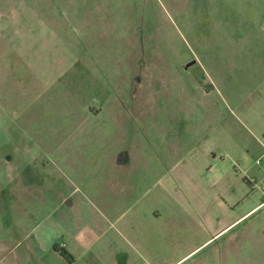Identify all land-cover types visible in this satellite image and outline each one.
Listing matches in <instances>:
<instances>
[{"label":"rangeland","instance_id":"rangeland-1","mask_svg":"<svg viewBox=\"0 0 264 264\" xmlns=\"http://www.w3.org/2000/svg\"><path fill=\"white\" fill-rule=\"evenodd\" d=\"M105 177L126 198L98 233ZM263 188L264 0H0V244L85 228L72 264H264Z\"/></svg>","mask_w":264,"mask_h":264},{"label":"crops","instance_id":"crops-1","mask_svg":"<svg viewBox=\"0 0 264 264\" xmlns=\"http://www.w3.org/2000/svg\"><path fill=\"white\" fill-rule=\"evenodd\" d=\"M107 161L108 164L119 166L123 162H125V159L123 160V158L116 156L113 158L110 155L107 158ZM58 166L66 167V166H70V164H68L64 159L63 163L62 164L59 163ZM102 182L107 188L106 189L96 188L92 196L93 200L92 199L90 200L92 207L91 218H93L94 229L98 233L103 232L105 231L106 228L109 229L110 227H115V229L118 230L117 225H115V223L120 222L119 219L124 213L122 207L125 206L124 205L125 202L123 200L125 195L123 194V190H122L123 185L121 183L122 182L121 177H115V178L105 177L103 178ZM262 191L264 193V188ZM229 198H232L231 195H229ZM225 205H227L226 202L224 201L219 202V206L221 208L225 209L226 208ZM201 207L204 208V206ZM206 210L207 209H205V211ZM252 210L253 208L239 215L226 226L217 229L215 228L212 229V233H214V235H218L224 232L232 223L244 217L245 215L249 214ZM115 215H116L115 220H111V217ZM157 215L159 214H156L155 218L158 217ZM83 216L84 215L82 212H79L77 215L78 219H83ZM122 228H124L123 225ZM209 230L211 229H209L207 226H204V228H202L201 231L202 232L204 231L205 234H208ZM204 233L202 235H204ZM29 234L32 235V231L29 232ZM86 235H87L86 229L80 228V230H78V233H76L72 237V239L69 240L68 242H64V241L57 242L56 240L57 232L54 231L53 229L47 228L45 231L40 232V237L38 239L36 238L31 242L26 241L25 243H23L24 244L23 247L21 246L22 243L18 241L10 242L8 244H4V243L0 244V264H48L45 260H43V258H41L39 254L40 249H44L45 252L52 250L53 253L55 254L57 253L59 258L61 259L59 260L56 259L57 260L56 263L67 262L68 264H72L75 262L74 256L83 250V246L85 245L84 241L86 239ZM211 238L212 237L206 238L201 243V245L209 241ZM197 247L193 248L188 254L192 253ZM61 248L65 249L70 254L72 260L68 261L64 256L60 254L59 251L56 250ZM140 249L142 250L141 247ZM218 251L220 256L224 258V251L222 249H218ZM113 261L114 264H129V260L121 259L120 257L113 259Z\"/></svg>","mask_w":264,"mask_h":264},{"label":"flooded vegetation","instance_id":"flooded-vegetation-1","mask_svg":"<svg viewBox=\"0 0 264 264\" xmlns=\"http://www.w3.org/2000/svg\"><path fill=\"white\" fill-rule=\"evenodd\" d=\"M183 67L185 70L190 71L191 74H193L198 79H200V77L202 75V71H201V68L199 67V65H197L196 61H194V60L190 61L189 63H186Z\"/></svg>","mask_w":264,"mask_h":264},{"label":"trees","instance_id":"trees-1","mask_svg":"<svg viewBox=\"0 0 264 264\" xmlns=\"http://www.w3.org/2000/svg\"><path fill=\"white\" fill-rule=\"evenodd\" d=\"M55 248H56V246H55ZM56 250L59 251L60 254L62 256H64L68 261L72 260V257L70 256V254L65 249L61 248V249H56Z\"/></svg>","mask_w":264,"mask_h":264}]
</instances>
